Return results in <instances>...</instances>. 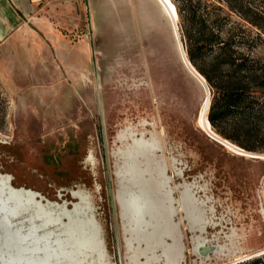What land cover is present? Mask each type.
Listing matches in <instances>:
<instances>
[{
  "label": "rangeland",
  "instance_id": "obj_1",
  "mask_svg": "<svg viewBox=\"0 0 264 264\" xmlns=\"http://www.w3.org/2000/svg\"><path fill=\"white\" fill-rule=\"evenodd\" d=\"M144 8L111 27L97 16L93 28L84 6L51 5L0 48V172L14 187L69 208L79 201L72 192L82 191L108 264H139L145 258L134 255L144 246L128 247L134 236L124 233L120 204L136 190L125 159L133 138L120 136L144 131L159 142L147 176L163 208L174 194L186 263L225 264L257 252L264 248V160L236 154L198 126L206 89L185 66L162 8ZM204 226L206 246L227 241L234 252L199 259L194 242Z\"/></svg>",
  "mask_w": 264,
  "mask_h": 264
},
{
  "label": "trees",
  "instance_id": "obj_2",
  "mask_svg": "<svg viewBox=\"0 0 264 264\" xmlns=\"http://www.w3.org/2000/svg\"><path fill=\"white\" fill-rule=\"evenodd\" d=\"M186 54L211 89L213 130L264 153V0H172ZM238 264H264V255Z\"/></svg>",
  "mask_w": 264,
  "mask_h": 264
},
{
  "label": "water",
  "instance_id": "obj_3",
  "mask_svg": "<svg viewBox=\"0 0 264 264\" xmlns=\"http://www.w3.org/2000/svg\"><path fill=\"white\" fill-rule=\"evenodd\" d=\"M175 23L178 31L180 29L178 25L179 23L176 21ZM179 39L183 49L184 43L180 38V35ZM185 55L188 64L191 66L190 71L199 79V81L207 86L210 100L211 89L210 86H208L206 78L195 69L189 56L187 54ZM250 158L264 160L259 156ZM149 174L151 173H146L143 176H141L140 173L134 177L131 176L132 182L130 184L134 185L133 187L136 188V190L132 191L133 193H130L131 195L127 200L120 198L121 216L124 218V233L129 232L134 236L127 239L126 243L129 248H131V245L133 248L136 243L139 244V246H144V249L141 251L139 250L138 253L143 251L148 253L143 256L145 261L147 260V256L153 257V252L158 255H161L164 252L163 247L160 248L155 246L158 237L165 234H163L161 230L163 229L164 231L167 229V223L170 221L166 210L170 209L171 206L175 210L174 194L171 191L168 192L166 196V200L169 201V204L164 208L160 205L162 200H160L154 192L155 189H157V186L155 187L153 185L154 187H152V178L147 176ZM9 177L8 186L12 188V177L10 175ZM18 188L23 189L24 187ZM6 193L7 192L2 193L0 190V198L5 200L4 203L0 200V264H49L50 262H55L57 264H101L100 260L96 261L95 259L98 256V251H96V253L92 252L96 242H90V244L87 242L85 244V240L90 234L93 239L96 237L91 233L92 230L90 226L92 223L89 221L93 218L94 222L99 226L98 237L101 240L102 247L104 250L106 248L98 219L95 218L92 209L90 212V210H85L84 208L87 206V196L84 195L86 197L85 201L80 197H73L72 193V197L79 201L71 202L73 208H69L68 203L64 202V204L61 205L58 202L46 199L37 191L34 198L37 196L39 197L40 205L38 206V210L35 211V209L31 207L26 209L28 205H30L28 202L7 199L8 195H6ZM15 196H18L17 193H15ZM4 197L6 199H3ZM19 197L22 198L20 195ZM52 203L56 206H53ZM88 208H90L89 204ZM38 211L40 216L37 215ZM175 211L177 214V210ZM204 227L207 228L206 226ZM178 238H181L179 232ZM182 241L183 239L181 238V243L183 244ZM130 242L133 244H130ZM166 243H172V239L166 237ZM206 244L199 247V254L195 252L194 247V254L197 253L199 259V256H202V258H208L210 254H213L214 249L217 247L216 245L206 246ZM153 246L154 248H152ZM105 252L107 253V250H105ZM51 254L55 255L51 256ZM260 255H264V252L245 260ZM162 263L166 264L165 260H162L160 264ZM238 263L242 262H237L236 264Z\"/></svg>",
  "mask_w": 264,
  "mask_h": 264
},
{
  "label": "bare ground",
  "instance_id": "obj_4",
  "mask_svg": "<svg viewBox=\"0 0 264 264\" xmlns=\"http://www.w3.org/2000/svg\"><path fill=\"white\" fill-rule=\"evenodd\" d=\"M159 2L162 5V8L164 9L165 13L167 14L169 21L172 22V24H173L172 26H174L173 29L175 32V36L178 39L179 48H180V52L182 55L183 62L185 64V66L190 71L191 66L188 64V60L186 59V55H185L186 52H184V48L182 49L181 41H180L179 36H178L179 30L177 31V28H176L175 21L178 23V20H179L177 7L172 2V0H159ZM197 80L199 81L198 78H197ZM199 83L202 86H204L206 89V97L204 99L205 101L201 106L202 110L200 109L199 114L197 116V119H198L197 121H198L199 127L204 132H206V133L208 132L207 134H209L215 141H217L221 145L223 144L225 147H227L231 151L235 152L236 154H241V155L248 156V157H258L259 156L260 158L264 159V154L248 153L245 150H243L242 148L233 145L229 141H227L223 138L221 139V138L216 136V134L213 131V128L211 126V123L209 121V118H208V111H209V108L211 105V93H210V100H209V91H208L207 86H205V84H203V82H201V81H199ZM120 137H121L120 139L122 141H126L127 139L133 138V144H132L131 148H129L125 152V156H126L125 159H127L128 161L130 160V162H129L130 164L128 165V168H126L127 169L126 172L129 174V176L134 177L135 175H137L139 173L141 176H143L146 173H152V168H150L149 161H150L151 156H153L156 153V151L159 150V147H160L159 142L156 141V139L153 140V139L147 138L145 136L144 131H141L140 135L135 134L134 132H130V133L123 134ZM9 179H10L9 176L4 175L0 172V190L2 193L7 192L6 195H8V196L10 195L9 197L7 196V199L20 200L21 202H28L30 205H28V207L26 209H29L31 207V208H34L35 211H37L39 208L38 206L40 205V201H39L38 196L36 198H34L36 195V191H34L33 189H26V188L19 189L16 186L15 187L13 186L12 188H10L8 186V180ZM151 184H152V182H151ZM153 185L156 187L155 183L152 184V187H154ZM188 192H189L188 190H186L184 192L183 199L187 202V204H192V199L190 198ZM15 193H17L18 196H15ZM19 195L22 198H20ZM80 198L82 200L86 201L85 196H80ZM3 199H6V198L4 197ZM0 200H2V199L0 198ZM2 201L4 203L5 200H2ZM52 205L56 206L53 203H52ZM1 208H3V207H1ZM84 208H85V210L88 209L91 212V208H88V202H87V206ZM166 212L170 218V221H169V223H167L168 227H166L167 229L164 230L165 232L163 231V229L161 230V232H163V234L165 233L164 235H167V236L161 235V237H158L157 244L155 246V247H160V248L163 247L164 252L161 255H158L157 253L153 252V257L147 256V260L145 262H141L139 264H160L162 260H165L166 264H187L186 263L187 259H186L185 252L183 251L184 247H183V244L181 243V238H178V232H179L178 226L181 224V221L177 222L176 211L173 209L172 206L170 207V209H167ZM262 212L264 214V209ZM37 213H38L37 215L40 216L39 211ZM89 221H90V223H92V225L90 226L91 230H92L91 233L94 234L96 237L93 239V237L91 236V234L89 232L90 236L87 237V239L85 240V244L87 242H89V244H90V242H94V243L96 242V244L93 248V251H92L93 253H96V251H98V256L95 258L96 261L100 260L101 264H108V254L103 249L102 244H101V240L98 237V235H99L98 234V231H99L98 227L99 226L97 225V223L94 222L93 218H91ZM197 231H201V233L198 235V237L196 238V240L194 242L195 252L198 253L199 247L203 246L204 244L207 243V241L205 240V237H203V236L209 230H208V227L207 228L203 227V228H199V230H197ZM236 236H240V233H236L234 236V239ZM166 237L168 239L170 237L172 239V243H166ZM219 239H221V237ZM217 241H218V238H217ZM226 242L227 241H225L224 243L223 242L222 243L217 242L218 244L216 245L217 247L214 249L213 254H210L208 256V258H202V256H199L200 259L202 261H206V260H210V259H214V258L220 259L222 257L229 256L234 251L232 250V247L228 246V243H226ZM130 244H133V243L130 242ZM131 248H132V245H131ZM152 248H154V246ZM263 252H264V248L259 249V250H257V252H254L251 254L241 255V257L239 256L235 260L230 261V262H226L225 264H236L237 262H242V260L248 259L250 257H253L254 255L261 254ZM197 253H196V255H197ZM147 254L148 253L146 251L145 252L143 251L141 253H136L134 255V258L137 261L139 259H143L144 258L143 256H145ZM53 255H55V254H51V256H53ZM49 264H57V263H55V262L51 263L50 262Z\"/></svg>",
  "mask_w": 264,
  "mask_h": 264
},
{
  "label": "crops",
  "instance_id": "obj_5",
  "mask_svg": "<svg viewBox=\"0 0 264 264\" xmlns=\"http://www.w3.org/2000/svg\"><path fill=\"white\" fill-rule=\"evenodd\" d=\"M144 3H155L162 8L159 0H0V48L15 34L39 23L41 11L51 5L84 6L91 26L98 16L111 27L110 21L138 18L145 10Z\"/></svg>",
  "mask_w": 264,
  "mask_h": 264
},
{
  "label": "flooded vegetation",
  "instance_id": "obj_6",
  "mask_svg": "<svg viewBox=\"0 0 264 264\" xmlns=\"http://www.w3.org/2000/svg\"><path fill=\"white\" fill-rule=\"evenodd\" d=\"M199 126V125H198ZM2 174H4V173H2ZM4 175H6V174H4ZM9 176V175H8ZM12 183H13V180H12ZM26 189H28V188H26ZM34 190V189H33ZM34 191H36V190H34ZM37 192V191H36ZM82 191H73L72 193H73V197L75 196V198H79L80 196H84V194L83 193H81Z\"/></svg>",
  "mask_w": 264,
  "mask_h": 264
}]
</instances>
